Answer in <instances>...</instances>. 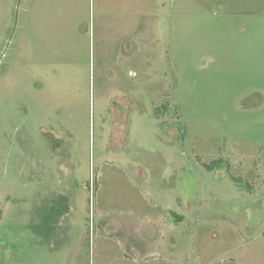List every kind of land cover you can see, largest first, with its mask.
I'll use <instances>...</instances> for the list:
<instances>
[{
    "label": "rangeland",
    "instance_id": "374dc122",
    "mask_svg": "<svg viewBox=\"0 0 264 264\" xmlns=\"http://www.w3.org/2000/svg\"><path fill=\"white\" fill-rule=\"evenodd\" d=\"M0 209V264H264V0H0Z\"/></svg>",
    "mask_w": 264,
    "mask_h": 264
},
{
    "label": "trees",
    "instance_id": "16d2710c",
    "mask_svg": "<svg viewBox=\"0 0 264 264\" xmlns=\"http://www.w3.org/2000/svg\"><path fill=\"white\" fill-rule=\"evenodd\" d=\"M220 160L223 161L222 158ZM207 167H210L212 169V167L209 165ZM247 185H248L247 189L251 190L252 189L251 186L249 184H247ZM55 209L56 208L54 207L50 212L48 211L47 214H45L43 216V220H42V223L40 225L41 229L46 231L47 234H50V232L53 231L54 223L56 222L58 216L60 214H62V211H60L59 213H56V211H54ZM173 214L177 220H183L184 219L182 215H179L176 213H173ZM2 218H3V210L0 209V221L2 220Z\"/></svg>",
    "mask_w": 264,
    "mask_h": 264
},
{
    "label": "crops",
    "instance_id": "0c3cea01",
    "mask_svg": "<svg viewBox=\"0 0 264 264\" xmlns=\"http://www.w3.org/2000/svg\"><path fill=\"white\" fill-rule=\"evenodd\" d=\"M130 72H132V71H130Z\"/></svg>",
    "mask_w": 264,
    "mask_h": 264
}]
</instances>
